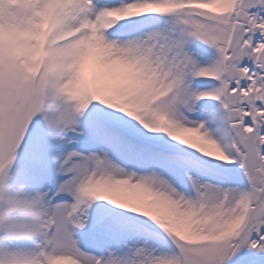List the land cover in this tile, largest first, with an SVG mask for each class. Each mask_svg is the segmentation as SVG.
<instances>
[{
    "label": "snow or ice",
    "instance_id": "obj_1",
    "mask_svg": "<svg viewBox=\"0 0 264 264\" xmlns=\"http://www.w3.org/2000/svg\"><path fill=\"white\" fill-rule=\"evenodd\" d=\"M0 264H264V0H0Z\"/></svg>",
    "mask_w": 264,
    "mask_h": 264
}]
</instances>
